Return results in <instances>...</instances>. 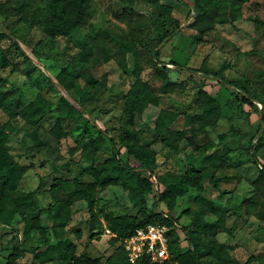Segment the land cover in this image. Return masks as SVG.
I'll return each mask as SVG.
<instances>
[{
  "label": "rangeland",
  "instance_id": "374dc122",
  "mask_svg": "<svg viewBox=\"0 0 264 264\" xmlns=\"http://www.w3.org/2000/svg\"><path fill=\"white\" fill-rule=\"evenodd\" d=\"M161 1L174 4L175 8L166 20V23L174 22V25L169 26L171 34L157 46L159 58L164 64L158 63L156 67L155 59L148 50L149 46H153L154 38L161 35V30L153 21L157 15L156 0H91V15L87 24L68 37L51 36L39 23L32 21L38 14L45 13L49 0H10L18 12L9 19L0 17V30L9 31L13 40L5 38L1 45L8 48L9 58L19 63L20 70L12 72L10 68L0 65V73L9 78L5 88L10 90L14 98L21 93L22 102L42 96L52 106V113L26 122L16 116L20 106L17 107L15 100H11L5 108H0V123L10 117L19 127L9 140L12 153L21 162L33 161L20 182V188L25 191L36 190L33 200L38 208L54 204V216L58 223L66 218L63 226L50 230L47 239L68 235L77 242L78 253L86 251L103 260L112 253L118 242L111 244V233L101 230L100 235L90 238V214L85 201H77L71 206L66 204L72 184H68L64 190L59 189V202L54 200L49 187L56 175L70 180L76 176L83 180L92 179L89 170L93 164L82 156L84 151L96 156L94 164L109 157L112 144L108 134H116L121 127L124 95L134 79L117 61L123 58L129 66L132 65V54L123 44L124 40H131L138 50L139 76L158 100L157 105L150 103L135 117L140 142L149 144L154 151L147 166L154 167L155 172L162 175L183 172L189 164L202 167L220 158L225 160V166L216 170L219 176L224 177L220 183L222 193L218 194L214 188H206V195L215 198L216 207L226 212L225 227L216 237L230 247V255L240 262H245L253 255L251 264H264V218L258 215L261 210L264 213V192H259V204L254 212L248 211L249 204L246 201L256 193L253 181L260 166L264 165V123L256 134L261 121L260 112L264 110V28L257 21H264V0H243L237 6L234 22L216 24L200 41L196 38L199 27L191 25L194 11L186 15L190 8L188 3H192V0L180 3L177 0ZM20 4L25 5L21 7ZM24 13L28 14L29 20L21 19ZM13 42L20 48H16ZM85 46L92 47L94 51L87 65H71L69 59ZM102 47L107 49L108 59L104 58ZM21 50L28 58L21 54ZM170 60L180 65L168 63ZM201 64L218 71L225 80L224 84L218 83L213 75L204 76L181 67H199ZM64 67L69 69L74 81L69 92L48 79L49 75L55 77ZM85 74L92 77L87 78ZM168 79L175 81L176 85L172 91L164 92L163 83ZM200 89L207 90L221 104V117L215 126L200 127L196 136H193L186 121L198 110ZM247 92L255 98L252 100L253 105L242 99ZM61 109H69L71 115L62 118L61 127L66 134L57 140L51 128ZM161 109L176 114L165 136L173 130H186L177 152L162 142V137L155 132V121ZM32 132H36L44 142L36 148L37 152L31 146ZM221 133L226 134L221 142L227 148V154H222L221 149L217 155L207 159L205 156L210 151H203L196 147V143L208 140L218 143ZM258 137L262 141L253 154L252 145ZM33 152L35 156L32 158L30 155ZM120 158L123 162L129 159L125 153ZM130 164L136 167L135 171L121 170L118 185H109L97 192L95 209L101 220L104 211L116 215L138 213L140 205L130 202L124 188L136 189L138 172L150 174V171L148 167H138L139 162L133 159H130ZM115 172V169L111 170L112 175ZM194 195L195 191H191L179 197L170 212L181 226L191 225L193 215L199 211ZM58 203H61L60 207ZM147 205L149 209L158 208L168 212L165 204L154 196L148 198ZM186 208L191 210L190 215L183 213ZM22 214L31 212L26 210L16 213L8 225H0V264H6V258L15 245H20L25 251L18 264H57V253H37L34 250L45 243L37 232L31 233L27 240L23 239ZM40 214L43 223L49 225L51 220L46 211ZM202 217L213 218L208 213L202 214ZM179 233L180 248L186 249L189 240L185 230L180 227Z\"/></svg>",
  "mask_w": 264,
  "mask_h": 264
},
{
  "label": "trees",
  "instance_id": "16d2710c",
  "mask_svg": "<svg viewBox=\"0 0 264 264\" xmlns=\"http://www.w3.org/2000/svg\"><path fill=\"white\" fill-rule=\"evenodd\" d=\"M182 1L177 0L179 3ZM242 2L243 0H192V3H188L190 8L186 15L189 16L194 11L191 25H197L200 29L196 38L200 41L202 36L211 31L218 23L234 22L237 17V6ZM20 5L24 7L25 4ZM155 5L157 15H155L153 21L157 28L161 30V35L159 38H154L153 46H149L148 50L155 59L154 65L157 67L158 63H163L159 58L160 53L157 46L171 34L169 26H173L174 22L168 24L166 20L175 7L173 3H166L161 0H156ZM17 12L18 10L12 6L10 0L0 2V17L3 19L11 18ZM90 15L91 0H49L45 13L38 14L37 18H32V21L39 23L51 36L68 37L78 28L86 25ZM20 17L22 20L30 19L28 14L25 13ZM257 21L264 28V21ZM175 25L179 26V23L175 22ZM5 38L13 40L9 31L0 30V65L3 68H10L12 72L19 71V63L10 59L8 48L1 45V41ZM13 44L16 48H20L16 42H13ZM123 44L127 51L132 54L133 63L129 66L128 62L123 58H118L117 61L120 67L125 72L130 73L134 79L129 90L124 95L125 105L121 127L116 134H108L112 144V151L109 157L101 163L94 164L97 160L96 156L84 151L82 156L90 159L93 164L89 170L92 179L83 180L76 176L70 180L68 177L56 175L53 177L49 187L54 200L59 202L60 199L57 196L59 189L64 190L68 184H72L65 200L66 204L71 206L77 201H85L90 214L88 218L90 238L100 235L102 233L101 230L108 229L111 233V244L115 245L118 242L112 253L103 260L99 256L90 255L86 251L78 253L77 242L68 235L62 237L53 236L51 239H47L50 230H54L57 226H63L66 218L61 219L62 221L58 223L54 216V204L38 208V205L33 200L36 190L25 191L20 188V182L26 172L32 167L33 161L21 162L12 153L9 140L14 137L19 127L14 124L13 119L10 117L0 123V225H8L16 213H24L26 210L31 212V214H22V237L27 240L31 233L37 232L45 243L43 242L42 246H36L34 250L37 253L41 251L46 254L57 253V264H251L254 261L253 255L249 256L245 262H240L237 258L230 255V247L220 242L216 237L217 233L225 227L226 212L216 207L215 198L206 195V188H214L218 191V194L222 193L220 183L224 180V177L219 176L216 170L225 166V160L220 158L202 167L189 164L183 172H167L162 175L157 174L154 167L147 166L148 160L154 156V151L149 144L140 142V132L135 126V117L138 112L144 110L150 103L157 105L158 100L152 89L139 76L140 62L138 60L137 47L131 40H124ZM102 49L104 58L108 59L107 49L105 47H102ZM21 54L28 58L23 50H21ZM93 54V48L85 46L74 54L69 61L71 65L86 66ZM168 63L180 65L175 60H170ZM181 67L204 76L213 75L220 84L225 82L218 71L210 70L204 64L199 67ZM85 77L90 78L92 76L85 74ZM48 79L66 92L71 90L74 83L71 73L66 67L62 68L55 77L49 75ZM8 83L9 78L0 73V108H5L11 100H15L17 107L20 106L16 116L24 122L52 113L50 101L42 96L32 98L26 103L21 101V93L15 98L11 97L10 90L5 88ZM175 85V81L168 79L163 83V91H172ZM199 93L198 110L186 121L190 125L189 130L193 136H196L200 127L215 126L221 117V104L216 98L204 89H200ZM242 99L246 103L253 105L252 100L255 98L247 92L243 94ZM262 106H264V101ZM260 113L261 121L256 134L264 123V110ZM70 115L69 109L58 110L55 124L51 128L52 134L57 140L66 134L61 127L62 118L70 117ZM175 118L176 114L171 110L161 109L155 121L154 129L157 135L162 137L161 141L167 143L174 152H177L179 142L185 138L186 130H173L170 131L168 136H165V133L169 131V125ZM89 123H92L91 120H89ZM93 123V125L98 127L96 122ZM225 136V133L219 134L218 143H214L213 140H208L205 143L197 142L196 147L202 148L203 151H210L205 156L207 159L217 155L221 149H223L222 154H227V148L221 142ZM31 139V146L35 149L44 144L43 140L36 135V132L34 134L32 132ZM261 141V137H258L257 142L252 145L253 154H255V150ZM37 151L36 149L35 152ZM35 152L30 155L32 158L35 156ZM123 153L129 157L125 162L120 158ZM130 159L138 161V167H148L150 171V174L138 172L136 189L124 188L127 191L130 202L133 205H140L139 211L135 215H116L110 211H104L101 214L103 218L101 220L95 209L96 194L109 185H118V174L121 170L130 169L135 171L136 167L130 164ZM112 169L116 170L114 175L111 174ZM253 185L256 193L246 199L249 204L248 211L250 212H254L257 209L260 198L259 192H264V165L260 166ZM191 191H195L194 201L198 204L199 211L193 215L191 225L181 226L177 222V218L170 212L175 208L178 198L189 194ZM150 196H154L157 201L163 202L168 212L158 208L149 209L147 200ZM60 204L58 203L57 206L60 207ZM34 211L37 212L35 213ZM41 211H46L48 214L51 220L49 225L43 223ZM183 213L190 215L191 210L186 208ZM205 213L212 215L213 218H203L202 214ZM258 215L264 218L262 210L258 212ZM153 222L163 223L170 227L168 234L171 256L159 262L145 258L136 263L130 262L123 246V239L130 236L137 227ZM180 227L185 230L186 238L189 240V246L186 249L180 248ZM98 228L100 231H96ZM77 235L80 236V232L77 231ZM24 255V249L20 245H15L6 258V264H18V260ZM205 258H208V260H204Z\"/></svg>",
  "mask_w": 264,
  "mask_h": 264
},
{
  "label": "built area",
  "instance_id": "2783aa9c",
  "mask_svg": "<svg viewBox=\"0 0 264 264\" xmlns=\"http://www.w3.org/2000/svg\"><path fill=\"white\" fill-rule=\"evenodd\" d=\"M169 229L166 224L158 222L137 227L130 236L123 239L127 259L136 263L143 258L155 262L169 258ZM106 232L110 233L108 229Z\"/></svg>",
  "mask_w": 264,
  "mask_h": 264
}]
</instances>
